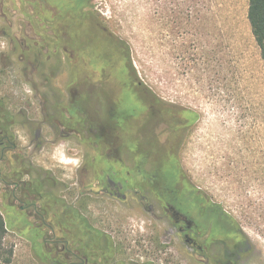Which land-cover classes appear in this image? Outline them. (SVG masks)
<instances>
[{
  "label": "rangeland",
  "instance_id": "obj_1",
  "mask_svg": "<svg viewBox=\"0 0 264 264\" xmlns=\"http://www.w3.org/2000/svg\"><path fill=\"white\" fill-rule=\"evenodd\" d=\"M50 1L62 15L70 13L60 6L65 0ZM87 1L88 11L129 47L143 85L165 103L199 115L180 149L184 175L237 224L242 242L217 240L206 248L207 238L187 240L159 208L152 211L144 191L141 206L99 195L88 215L118 246L107 264H264V62L247 18L248 0ZM33 2L0 0V92L12 94L18 140L33 161L59 171L63 184L76 189V170L94 156L92 146L104 134L101 128L79 133L54 126L47 110L56 99L66 102L74 75L48 47L27 52L25 42L37 39L40 10ZM45 33L52 37L51 25ZM86 177L83 170L79 179ZM3 217L12 231L14 215ZM37 237L29 228L7 232L11 264H53L31 255L25 241L36 245Z\"/></svg>",
  "mask_w": 264,
  "mask_h": 264
},
{
  "label": "flooded vegetation",
  "instance_id": "obj_2",
  "mask_svg": "<svg viewBox=\"0 0 264 264\" xmlns=\"http://www.w3.org/2000/svg\"><path fill=\"white\" fill-rule=\"evenodd\" d=\"M34 1L40 10L37 39L25 42L27 52L48 47L59 63L63 57L74 75L65 90L66 102L56 99L47 110L54 116V126L79 133L101 128L104 138L92 146L94 156H86L76 170L77 187L71 189L59 171L35 163L29 147L19 143L12 94L0 92V212L8 211L16 220L7 232L29 228L38 234L36 245L25 241L35 261L107 264L118 246L89 216L97 207L94 197L131 200L141 206L146 192L152 211L159 208L187 240L207 238L206 248L217 240L238 244L237 224L182 172L180 149L199 120H194L197 114L165 103L143 85L127 44L88 11L87 0L61 2L70 12L64 15L50 0ZM45 25H51L52 37L46 35ZM83 170L84 182L79 179Z\"/></svg>",
  "mask_w": 264,
  "mask_h": 264
},
{
  "label": "trees",
  "instance_id": "obj_3",
  "mask_svg": "<svg viewBox=\"0 0 264 264\" xmlns=\"http://www.w3.org/2000/svg\"><path fill=\"white\" fill-rule=\"evenodd\" d=\"M247 18L251 27L252 35L260 49L261 58L264 62V0H248ZM188 113L193 115V112L191 111ZM198 119L199 116L195 115L194 120L196 121ZM179 171L180 170H175L174 172L177 174ZM6 235V224L4 217L0 212V264H11L13 259V249L7 247L4 243Z\"/></svg>",
  "mask_w": 264,
  "mask_h": 264
}]
</instances>
